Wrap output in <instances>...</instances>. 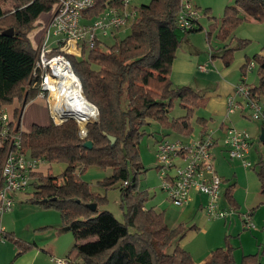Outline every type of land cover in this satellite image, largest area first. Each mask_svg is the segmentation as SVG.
Wrapping results in <instances>:
<instances>
[{
    "label": "trees",
    "instance_id": "16d2710c",
    "mask_svg": "<svg viewBox=\"0 0 264 264\" xmlns=\"http://www.w3.org/2000/svg\"><path fill=\"white\" fill-rule=\"evenodd\" d=\"M6 1L0 0V117L5 105L23 101L25 97L26 103L36 96V91L30 88L36 52L29 33L39 16L49 12L54 3V0H15L17 7L10 13L4 10ZM105 1L98 0L94 13L105 6ZM180 9L181 0H151L138 9L129 34L117 38L108 49L102 50L98 44L83 52L82 58L69 55L86 98L99 109V119L88 125L85 138L79 135V126L72 119L61 125L52 121L47 125L35 123L28 132L21 130L18 118L9 125L11 132H20L21 151L50 163L66 164L58 175L34 174L39 180L32 183L35 191L29 202L58 209L64 225L76 231L79 239L96 237L73 244L67 257L75 264H237L231 247H218L206 262L196 263L191 253L179 244L186 233L185 227H169L163 212L145 208L147 193L137 190L138 175L144 169L139 153L142 127L152 119L189 136L194 131L193 106H198L202 99L192 87L175 85L171 80L180 46L177 26ZM241 10L247 17L264 20V0H235V5L226 7L222 38L241 22ZM11 27L14 34L4 35L3 31ZM202 29L200 26L187 32ZM243 42L239 41V46ZM232 52L233 48L225 49L222 56L225 66L230 65ZM253 59L259 64L260 82L252 87L251 96L264 103V55L256 54ZM175 98L181 99L188 112L186 116L169 120L171 103L168 100ZM19 111L16 117L21 114ZM197 122L203 125L202 118L198 117ZM109 135L116 137L115 143ZM86 140L92 141V148L84 146ZM11 150L13 145L9 142L0 146V174ZM92 165L112 169V174L101 182L106 189L122 183L121 198L127 205L124 221L108 210L98 209L105 198L95 195L83 179L84 172ZM257 174L264 196L263 161ZM125 181L128 186L124 185ZM231 187L226 192L230 202ZM90 203H97V209L92 210ZM3 236L22 252L36 246L11 232L4 231ZM238 264L263 263L255 253L244 255Z\"/></svg>",
    "mask_w": 264,
    "mask_h": 264
},
{
    "label": "built area",
    "instance_id": "2783aa9c",
    "mask_svg": "<svg viewBox=\"0 0 264 264\" xmlns=\"http://www.w3.org/2000/svg\"><path fill=\"white\" fill-rule=\"evenodd\" d=\"M133 0H106L105 6L94 13L98 0H54L44 34L36 47L35 61L30 80L31 90L36 96L45 98L50 109V117L55 125L72 119L79 126V135H88V125L99 119L98 107L85 96L80 77L74 70L69 57H81L83 52L94 49L102 37H118L119 31L129 27L138 16L132 7ZM200 12L191 0H181L177 15L178 29L187 32L196 27ZM255 66L252 61L248 68ZM252 87L245 81L238 83L234 92L227 97V115L249 108L252 119L264 123V103L251 96ZM78 96L93 107V113L77 110ZM0 146L9 142L13 145L0 174V240L4 241L3 216L14 209L17 192L27 190L35 180L41 165L46 162L21 151L20 132H11L12 122L2 110L0 117ZM190 136V137H189ZM188 139L167 137L157 141L155 156L159 169L161 188L174 205L184 207L192 198V193L207 196L204 210L208 218H226L232 207H222L221 185L223 178L215 166L214 148L221 142L224 150L232 159H238L246 168L254 167L248 159L251 152V135L247 130L226 126L222 138L211 131L200 135H189ZM128 181L124 182L128 186ZM246 229L255 227L253 214H243ZM55 264H75L68 257H52Z\"/></svg>",
    "mask_w": 264,
    "mask_h": 264
},
{
    "label": "rangeland",
    "instance_id": "374dc122",
    "mask_svg": "<svg viewBox=\"0 0 264 264\" xmlns=\"http://www.w3.org/2000/svg\"><path fill=\"white\" fill-rule=\"evenodd\" d=\"M191 1L200 12V17L195 28L197 29L201 26L203 29L194 32H184L178 29V36L180 39L179 48H195L200 52V55H202V58L204 59L208 58L209 53L212 52L222 58L225 49L233 48V59L230 65L232 63L234 64L238 57L248 58V61L250 62L253 61L255 66L248 72L246 82L251 86H258L260 82V76L258 73L259 64L255 59H253V57L256 54L264 55V20L258 21L247 17L241 10L239 12L241 22L226 34V38H222L220 34L222 32V19L225 14L226 7L229 5H235V0ZM150 2L151 0H133L131 4L132 7L138 11L143 4H149ZM3 6L5 11L11 13L15 11L17 2L15 0H8ZM49 16V12H45L40 15L35 22L34 29L29 34L32 45L35 47H38L44 34L46 28V24L44 27V23ZM129 30V27H127L119 31L117 38L120 39L125 37L129 34ZM117 38L113 36L102 37L103 41L99 44L100 49H108L116 42ZM239 41L244 42L239 46ZM221 51H223V53H221ZM228 80L234 81L236 84L240 83L242 81L240 69L238 72L233 71L230 77H228ZM31 99H29V101ZM204 101L205 99L202 97L201 103L198 106H193L192 110L194 117H196L195 120L192 119L194 126L193 133L196 135L200 131L197 117L201 115L205 116V112L203 110ZM168 102L171 103L167 113L169 120L187 115L188 109L182 105L180 98H175L170 101L168 100ZM29 111L32 112L27 115ZM19 112H21V109ZM41 114L45 115V121L50 120V109L45 98H41L40 101L36 103L34 109L30 107L29 110H25L24 117L28 119L29 117L32 118L34 115ZM250 115L251 110L249 108L246 110L244 109L243 112L237 111L230 115L233 116V121H236V123H229L227 118L225 123L241 130H247L250 133L252 142L251 152L248 159L253 163V165H255L256 169L254 170L256 172L260 168V162H264V141H261L260 139L261 132L264 129V123L262 120L252 119ZM24 117L22 119L23 125L26 124L27 120H24ZM141 132L142 135L140 137L139 153L144 169H142V172L138 175L137 190L140 192L145 191L147 193L148 199L145 201V208H153L156 211L163 212L166 224L171 228L176 225H182L185 227L186 233L184 237L180 239H184V243L188 239L190 244L193 246L201 244L204 236H202L200 230L193 231L195 227L193 223L196 220H192L188 217L189 212L193 211V206L191 207L190 204H188L182 208L170 202L167 198V194L161 188L160 173L156 167L155 147L157 141L161 140L163 136L174 139L179 137L181 134L174 131L172 128L164 127L158 121L152 119L149 120V124L142 127ZM217 154L215 156V163H217V161H224V164L227 167L226 170H231V172L233 171L237 173L235 177H238L239 174L246 169L252 170V167H244L240 160L230 158L225 150H218ZM51 167L50 173L58 175L63 171L64 163H54ZM130 172L133 174L134 171L132 168H130ZM111 174V169H104L95 166L88 168L84 172L83 179L89 183L90 190L95 195L105 198L104 202L99 203L98 209L100 211L108 210L112 212L120 221H124V212L127 210V205L122 202L121 198L120 186L122 183L119 182L108 189H106L101 183ZM35 180H39V176H36ZM34 183H37V181H34ZM34 191L35 185L32 184L27 190L14 194V209L3 216L4 222L2 225L6 224V231L13 233L16 238H20L24 241H30L32 243L37 242L39 245L38 249L42 252L39 258L42 264H54V262L51 261V256H67L75 242L84 243L94 240V238H90L89 240L79 239L76 231L73 229L65 230L64 227H66V225H64L60 211L55 207H42L29 202L28 198ZM222 196L225 198L224 194ZM201 198L205 200V196L201 195ZM14 212L15 214H13ZM6 219H8V222H6ZM192 234H198V236L190 241V236H192ZM177 241L174 242L170 250H172ZM187 245L186 248L184 247L185 249L192 248V246ZM50 248L54 249V251H51L53 253L47 252ZM1 249H4L6 252L9 250V253L12 249L13 253L8 257L9 262H11L19 252L18 246L8 238L4 242L0 240V250ZM194 256L196 258V253H194Z\"/></svg>",
    "mask_w": 264,
    "mask_h": 264
},
{
    "label": "crops",
    "instance_id": "0c3cea01",
    "mask_svg": "<svg viewBox=\"0 0 264 264\" xmlns=\"http://www.w3.org/2000/svg\"><path fill=\"white\" fill-rule=\"evenodd\" d=\"M48 19L44 23V27L45 24L47 25ZM33 47L36 49L35 46ZM221 53H223V51H221ZM82 56L76 57L82 58ZM247 62H249L248 58L238 57L234 64L232 63L227 67L224 65L223 59L213 52L209 53V57L204 59L202 58V55H200V52L195 48L187 49L180 47L177 50L176 58L172 67L171 80L175 85H188L192 87L198 94L203 95L202 97L205 99L203 109L205 116H198L203 119L204 126L198 123L200 131L197 135L194 133L192 135L198 136L203 130H207L213 132L214 136L222 138L224 135V128L229 126L225 121L228 119L229 123H236V121H233V116L227 115V97L234 92V88L237 84L234 81L228 80V77H230L233 71L238 72L240 69L242 81L246 82L248 72L253 69H249L248 67L243 69ZM40 99L41 97L35 96L25 103V97L23 101L15 100L13 103L5 105L2 110L7 113L11 121L16 122L20 119L21 130L28 132L35 123L47 125L52 121L51 117L49 121H45L44 114L34 115L32 118L29 117L28 119L24 117L25 110H29L30 107L34 109L36 103L40 101ZM20 109L21 114L19 117H16V112ZM31 112L32 111H29L27 115ZM23 117L25 118L24 120L27 119L25 125H23L22 122ZM195 119L196 117L193 118V120ZM164 137L165 136H163V138ZM189 137L186 135H180L177 138L188 139ZM223 148L221 142H219L214 148V153L216 152L215 156L218 153V150H224ZM43 164L44 165H41L37 171V174L41 173L47 175L51 172V165L54 163L46 161ZM95 166L96 165H92L90 167ZM215 166L223 178L221 185V206H234L236 207V210L230 212L226 218L216 220L208 219L204 210L207 196L194 191L191 200L187 203V205L190 204L191 207L193 206V211L189 212L188 217L192 220H196L193 223L195 225L193 231L200 230L204 237L202 238L201 244H198L197 246L191 245L188 239L185 243L184 239L180 240L179 244L185 248L187 244L192 246V248L186 250L191 253L196 263L206 262L210 258L212 251L218 247H231L237 264L240 263L244 255L255 253L260 255L261 262L264 264V196L262 194L261 181L257 171L255 172L253 167L252 170L246 169L245 171H242L238 177H235L237 173L233 171L231 172V170H226L227 167L224 164V161H217ZM65 167L66 164L64 163L63 170ZM157 170L159 171L158 168ZM230 185H232L231 190L229 191L232 198L231 202L226 195L228 186ZM223 194L225 198L222 196ZM201 195L205 196V200L201 198ZM248 211L252 212L253 220L255 222V227L252 229H246L243 224V214ZM13 214H15V212ZM3 220L4 219H2V223L4 222ZM6 222H8V219H6ZM3 227L5 230L7 229L6 224L3 225ZM197 236L198 234H192V236H190V241ZM90 238L96 239V237ZM90 238H87V240ZM25 242L32 243L26 240ZM34 243L36 244L35 247L24 252L18 247L20 254H17L11 262H9L8 257L13 253L12 249L10 253L9 250L6 252L4 249H1L0 264H42L39 259L42 252L38 249L39 245L37 242ZM51 251H54V249L50 248L47 252L50 253ZM194 253H196V258ZM52 257L55 256H51V258Z\"/></svg>",
    "mask_w": 264,
    "mask_h": 264
},
{
    "label": "water",
    "instance_id": "95a60500",
    "mask_svg": "<svg viewBox=\"0 0 264 264\" xmlns=\"http://www.w3.org/2000/svg\"><path fill=\"white\" fill-rule=\"evenodd\" d=\"M3 34H4V35H9V36H10V35H13V34H14V28L11 27V28H9V29H6L5 31H3ZM24 102H25V101H24ZM108 137H109V139L111 140L112 143H115V141H116V137H114V136H112V135H109ZM260 139H261V141H264V129H263L262 132H261ZM84 146L87 147V148H92L93 143H92L91 140H86V141L84 142ZM88 206H89L92 210H96V209H97V203H90V204H88ZM64 229H65V230H70L71 227H70V226H66V227H64Z\"/></svg>",
    "mask_w": 264,
    "mask_h": 264
},
{
    "label": "bare ground",
    "instance_id": "6f19581e",
    "mask_svg": "<svg viewBox=\"0 0 264 264\" xmlns=\"http://www.w3.org/2000/svg\"><path fill=\"white\" fill-rule=\"evenodd\" d=\"M77 110L85 111L87 113H93V107L84 101L83 97L78 96L75 102Z\"/></svg>",
    "mask_w": 264,
    "mask_h": 264
}]
</instances>
